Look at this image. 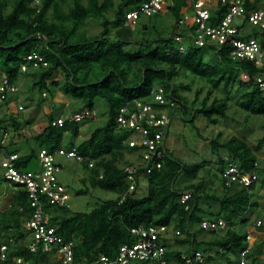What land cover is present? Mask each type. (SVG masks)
<instances>
[{
    "label": "trees",
    "instance_id": "trees-1",
    "mask_svg": "<svg viewBox=\"0 0 264 264\" xmlns=\"http://www.w3.org/2000/svg\"><path fill=\"white\" fill-rule=\"evenodd\" d=\"M143 1L39 0L40 4L35 5L34 0H12L11 3L0 0V70L6 72L9 83H17L23 91L25 87L23 89L19 80L25 77L28 90H40L39 102L44 99L42 92L48 91V95L54 97L60 91L63 96L78 102L74 111L85 107L93 111L98 100L106 103L105 122L93 128L79 143L74 141L80 133L79 122L65 121L61 126L52 124L56 109L47 114L43 130L32 138L34 146L56 148L63 145L64 134L71 132L72 139L66 147H75L77 153L85 157L82 163L88 174L84 178L87 177L94 188L116 193L114 198L100 200L89 211H71L66 206L49 204L46 210L52 214L50 223L65 240L74 241L77 260L91 262L99 254L113 257L122 244L136 240L131 228L164 224L181 231L174 241L187 246L186 252H203L204 261L197 264L214 262L216 256H223L230 264H238V254L246 245V227L256 219L251 221L252 215L259 214L264 220V196L257 197L254 189L256 183L264 189V167L258 166L256 154L247 141L237 136L220 140L221 132L207 138L217 156L215 162L219 169L216 176L222 187L219 193L208 190L202 179L180 186L181 174L193 179L205 162L187 164L172 151L163 158L160 168L154 167L150 172L144 167L138 168L135 188L127 192L129 182L124 167L133 166L135 162L125 155L135 153L136 148L123 144L128 132L116 128V116L126 100L145 97L152 86L161 85L172 93L177 103L175 108L182 113L190 112L192 123L198 115L213 123L219 117H227L228 95L223 99L211 98V95L216 90L234 86L237 91L241 90L238 105L247 114L246 118L264 117V90L253 81L254 76L264 73V64L255 66L247 60L232 59L229 49L221 45L196 46L186 42L185 51H179L173 35L187 0H171L167 5L172 13L170 32L144 23L139 26L144 34L139 39L138 34L137 37L132 33L131 25H125V14ZM109 9L114 10L112 18L106 14ZM218 14L222 15L220 11ZM91 17L99 18L102 27L94 36L79 30ZM36 49L45 56L48 65L36 71H21V64L27 62L26 55ZM207 54L212 57L205 58ZM58 71L63 72V81L55 80ZM187 71L209 84L198 105L195 102L199 89L190 103L180 93L182 89H189V84L175 80ZM28 77L35 79L29 83ZM175 108L171 109V115ZM12 126L15 131L20 128L16 122ZM11 151H18V148H11ZM138 156L140 158V154ZM225 156L241 171L255 170L258 181L249 187L238 183L224 185L220 173L229 160ZM36 157L37 149L30 146L18 162L33 168ZM89 160L94 161L91 168L88 167ZM142 179L146 186L140 193ZM187 190L191 191V196L181 202V195ZM31 213L26 191L14 190L9 205L0 211V229L5 233L0 238V245H7V259L0 264H12V256H22L36 264L58 263L53 252L29 251L30 233L24 223ZM219 218L225 221L223 228L204 230L200 227L205 219ZM197 234L212 236L207 246L203 244L204 240L196 239ZM259 249L260 246H256L251 254L252 264H257L255 254ZM181 252L167 251L168 263L173 258L176 264H184L180 259Z\"/></svg>",
    "mask_w": 264,
    "mask_h": 264
},
{
    "label": "built area",
    "instance_id": "built-area-1",
    "mask_svg": "<svg viewBox=\"0 0 264 264\" xmlns=\"http://www.w3.org/2000/svg\"><path fill=\"white\" fill-rule=\"evenodd\" d=\"M182 16L178 19L174 40L179 51L184 52L187 43L196 46L221 45L229 49L232 59L247 60L255 66L264 64V0H187ZM171 0H144L137 8L126 12L125 25H135L141 16L157 14L164 5ZM39 5V0H34ZM218 11L222 15L219 16ZM186 40V41H185ZM27 62L22 63L21 71L31 69L36 71L48 65V60L37 49L26 55ZM260 90H264V73L253 77ZM17 83H9V78L0 70V112L11 108L21 111L23 105L17 94L20 92ZM46 95V92H42ZM10 98H13L10 99ZM177 105L170 90L161 85H154L149 95L141 98L126 100L119 108L116 116V128L127 131L123 144L136 148L135 154L140 158L133 166H125L126 178L129 182L127 192L135 188L136 171L146 168L150 172L154 167L160 168L163 158L172 151V135L170 125L172 121L171 109ZM67 108V107H66ZM93 111L83 108L80 111L68 110L59 113L52 120V124L61 126L65 121L80 122L90 118ZM15 130L8 128L0 118V176L11 183L12 192L23 189L28 196L32 208L29 219L24 227L30 233L28 249L30 252H53L57 264H169L166 259L168 240L181 235V231L173 226L164 224L139 225L131 228L136 240L125 243L113 257L99 254L91 262L77 260L74 255V241L65 240L56 232V227L50 223L51 213L46 210L49 204L69 207L70 198L66 184L60 179L62 163L58 157L72 158L83 162L85 157L78 154L75 147L56 148L38 147L36 166L26 168L19 164L21 153L11 151ZM228 157L225 156V159ZM229 159V160H228ZM220 173L224 185L238 183L249 187L258 181L257 172L241 171L234 161L228 158ZM257 165V164H255ZM94 166V161H88V167ZM102 174H99L101 177ZM11 192V193H12ZM191 196L187 190L181 195V202ZM124 198V196L122 197ZM122 200V199H121ZM255 226H261L263 220L255 219ZM225 226L221 218L201 221L204 230H217ZM246 245L238 254V264H252V252L260 246L264 253V240L253 241L249 230L245 235ZM256 242V243H255ZM7 259V245H0V261ZM180 259L184 264H197L204 261V254L200 250L183 251ZM12 264H36L22 256H12Z\"/></svg>",
    "mask_w": 264,
    "mask_h": 264
},
{
    "label": "rangeland",
    "instance_id": "rangeland-1",
    "mask_svg": "<svg viewBox=\"0 0 264 264\" xmlns=\"http://www.w3.org/2000/svg\"><path fill=\"white\" fill-rule=\"evenodd\" d=\"M12 0H9L11 3ZM117 3L118 0H115ZM10 9V5L8 10ZM114 10L109 9L106 13L109 18L113 17ZM137 25H131L130 28L132 33L137 36L139 39L142 34L140 32L139 26L141 24H154L157 30H164V32H170L172 30V13L167 8V5H164L160 12L155 16H141ZM102 27L99 22V18H88L85 20L83 26L80 27V31L86 32L89 36H94L99 34ZM138 37V36H137ZM186 41V40H185ZM186 43V42H185ZM212 57V55L207 54L205 58ZM28 82L33 81L34 77H28ZM64 74L62 71H58L55 77L57 81H63ZM177 82L181 81L185 84H189V89H182L180 93L185 96L188 101L191 103L196 97L195 92L199 89L197 101L195 102L198 105L201 99L206 95L208 90V82L205 80H200L198 77L194 76L189 71L183 72L176 79ZM20 83L23 85V91H20L17 96L20 98V102L23 105V109L18 111V113L12 112L8 109L0 112V118L3 119L4 125L8 128L13 129V122H16L20 125V128H23V133L29 131L30 125L40 124L41 127L47 123V114L54 110L56 113H62L64 107H67L68 110H73V107L78 106V102L71 100L63 96L60 91H57L54 97L49 96L48 91L46 95H42L44 99L39 102L41 99L40 90L38 89H29L27 83H25V77L20 78ZM50 81V80H49ZM48 81V82H49ZM27 87V88H26ZM241 90L237 91L236 87H228L226 90L219 89L212 93L211 98L214 96L223 99L228 95V109L227 117H219L217 122L213 123L207 118L198 115L194 120V125L190 120V112L182 113L179 108H175L172 111V122L170 126V133L175 137V143L172 147V152L175 156L180 158L183 162L187 164L205 162V165L198 171L195 178L186 177L181 174L179 176V185L184 186L190 182H197L198 180H204L207 185V189L211 191L221 192L222 187L220 186L218 175V165L216 164V154L211 150V146L207 138L215 137L219 132H221L220 140L230 138L231 136H237L239 138H244L249 146L254 150L258 166L264 167V141L260 142V139L264 135V117L260 116H250L246 118L247 114L239 107L238 103L240 101L239 95ZM209 99V102L211 100ZM13 100V98H10ZM39 102V103H38ZM65 108V109H67ZM106 110V103L103 100H98L94 109L93 115L90 118H86L79 122L80 125V134L75 138V143H79L84 140L90 131L102 125L106 120V115L104 111ZM67 111V110H65ZM64 111V112H65ZM17 112V111H16ZM39 129V128H37ZM36 130V129H35ZM43 130V129H42ZM41 131V130H40ZM28 134V133H27ZM72 139L71 132H66L63 137V145L67 146L70 140ZM34 141L28 139L24 144H21V149L27 151L30 146H34ZM222 152V151H221ZM127 155H125L126 157ZM58 160L62 163L63 171L61 173V178L64 184L68 188L70 195L68 204L71 211H89L98 202L106 198H114L116 193L103 190L101 188H94L90 186L87 177L83 180L77 177L78 172H84L88 174V169L84 167V163L77 162L72 158L58 157ZM146 184L142 179L140 180V186L138 191L140 193L144 192ZM262 187L260 183H256L254 189L256 192L261 193ZM82 190V191H81ZM12 192V185L10 182L4 180L0 176V211H3L7 208L10 202V196ZM217 207L214 205V208ZM251 221H253L251 219ZM0 238H2L5 233L1 230ZM223 257V256H222ZM234 258V257H233ZM221 258L216 256L215 261L211 264L221 263Z\"/></svg>",
    "mask_w": 264,
    "mask_h": 264
},
{
    "label": "crops",
    "instance_id": "crops-1",
    "mask_svg": "<svg viewBox=\"0 0 264 264\" xmlns=\"http://www.w3.org/2000/svg\"><path fill=\"white\" fill-rule=\"evenodd\" d=\"M7 105L11 108L12 111H14L15 106H14L13 102L9 103ZM65 108L66 107H64L62 112L67 110ZM15 113H18V112L15 111ZM37 128H39V129H37ZM42 129H43V126L41 127V123L40 124H35L34 126L30 125L29 131L27 132L28 134L25 133V136H24V133H23L24 129L23 128H19L18 130L15 131L16 133H15V135L13 137L11 148H14V147L18 148V152L21 153V154L25 153V152H28V150L24 151V150L21 149V147H20L21 144H24L28 139H32L35 135L39 134L42 131ZM174 143H175V137L172 135V145ZM63 146L66 147L65 145H63ZM126 155H127L126 158H128V159H130V160H132L134 162H137L139 160V156L137 154L133 153V152H128ZM62 171H63V169H62ZM61 173H60L59 176H60V179L62 181ZM84 176H85L84 172H78L77 173V177L78 178H83ZM259 196L260 197L264 196V189H262L261 193L257 192V197H259ZM251 218H252V220H254V218H256V219L261 218L263 220V218L259 214H257V215L253 214ZM246 229L249 230V232L251 233V235L253 237V241L259 242L261 240H264V220H263V224L261 226H255L253 224V222H251L250 225H248L246 227ZM210 238H212V236L210 234H197L196 235V239L198 241L204 240L205 242L203 244L206 245V246H207L206 243L208 242V240ZM174 240H175V236L171 237L170 240H168L169 242L167 244V251H184V250L186 251L187 250L186 249L187 246L185 247V245H180V244L176 243ZM209 250L210 249H208V251ZM210 252L214 253L213 250H210ZM255 257L257 258L256 259L257 264H264V253L262 252L261 249H259L258 253L255 254ZM220 258L222 260L221 263H216V264H230L224 257H220ZM169 264H176L173 258L171 259ZM208 264H211V263H208Z\"/></svg>",
    "mask_w": 264,
    "mask_h": 264
},
{
    "label": "clouds",
    "instance_id": "clouds-1",
    "mask_svg": "<svg viewBox=\"0 0 264 264\" xmlns=\"http://www.w3.org/2000/svg\"><path fill=\"white\" fill-rule=\"evenodd\" d=\"M74 111V110H73ZM223 228V227H222Z\"/></svg>",
    "mask_w": 264,
    "mask_h": 264
}]
</instances>
